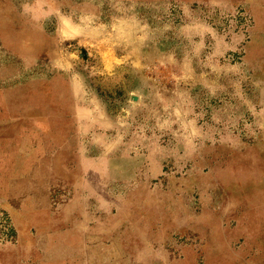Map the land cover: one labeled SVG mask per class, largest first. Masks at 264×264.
Listing matches in <instances>:
<instances>
[{
    "label": "rangeland",
    "instance_id": "374dc122",
    "mask_svg": "<svg viewBox=\"0 0 264 264\" xmlns=\"http://www.w3.org/2000/svg\"><path fill=\"white\" fill-rule=\"evenodd\" d=\"M129 20L137 22L140 45L145 39L151 71L170 91V108L164 102L167 111L160 112L155 104L153 113L141 115L139 129L154 130V137L135 139L136 185L120 184L129 182V171L103 170L115 183L106 186L99 185L96 169L75 171V180L85 181L76 192L94 196L96 211L106 217L97 227L91 219L84 233L82 226L67 233V219L35 214L58 207L41 196L40 183L60 178L46 167L34 173L28 163L11 161L18 149L5 146L11 140L5 132L17 127L5 121V86L49 87L60 52L73 64H90L93 46L85 37L62 40L68 25L72 33L73 26L116 31L127 29L122 24ZM18 49L25 53L22 66ZM22 140L30 146L33 138ZM51 188L59 199L73 192L59 183ZM103 196L108 212L97 200ZM133 197L137 201L130 203ZM5 262L264 264V0H0V264Z\"/></svg>",
    "mask_w": 264,
    "mask_h": 264
},
{
    "label": "crops",
    "instance_id": "0c3cea01",
    "mask_svg": "<svg viewBox=\"0 0 264 264\" xmlns=\"http://www.w3.org/2000/svg\"><path fill=\"white\" fill-rule=\"evenodd\" d=\"M64 21L61 20L60 26L67 24ZM68 26L70 29L67 27L65 32L68 38L62 40H68L72 34L74 38L85 37L84 42L93 46L94 60L90 64L86 61L83 62L87 64H73L67 53L60 52L53 61L55 76L48 83L49 87H43L42 83L31 89L29 84L22 82L5 86V121L15 123L17 127V131L11 128L5 132V138L11 139L5 146L18 149L16 162L11 158L13 164L28 163L34 173L46 167L51 171V176L60 178L55 180L50 177V182L40 183L45 188L41 196H50L49 200L54 203L58 201V207H41L36 209L35 214L67 219L71 226L67 233L73 234V230L78 233L80 226L84 233V227L93 223L91 219L94 220V227H97L106 217V213L96 211L94 196L76 192L77 187L84 186L85 181L75 180V171H82V174L88 169H96L102 179L99 185L103 186L115 184L107 181L103 170L111 167L121 170L123 174L129 171V182L120 184L136 185V174L131 172L137 168L138 162L135 139L154 137V130L139 129L144 120L141 115L153 113L155 104L161 106L160 112L162 108L166 110L162 105L164 102L166 108H170V91L164 86L160 75L150 69L151 62L144 49L145 39L141 45L138 41L136 21H125L122 27L128 28L121 30L117 27L116 31L109 25L89 29L73 26L72 33V26ZM19 39L20 34L18 42ZM16 52L19 65L25 53L20 49ZM21 63L22 66L23 61ZM26 98L34 101L25 103ZM25 137L33 138L30 146H26L22 140ZM95 152L97 156L92 154ZM18 177L22 175L18 174ZM57 183L73 189V192L70 191L69 196L65 194V199L54 198L50 191ZM103 198L97 200L99 204L104 202L100 206L102 212H108L104 209ZM116 200L121 202L122 197ZM129 200L130 203L137 201L134 197ZM113 212L109 213V217L114 219ZM117 215L116 218L122 216L121 212Z\"/></svg>",
    "mask_w": 264,
    "mask_h": 264
}]
</instances>
